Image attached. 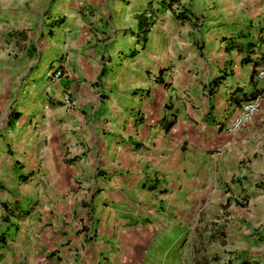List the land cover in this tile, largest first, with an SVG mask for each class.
Here are the masks:
<instances>
[{"label": "crops", "instance_id": "crops-1", "mask_svg": "<svg viewBox=\"0 0 264 264\" xmlns=\"http://www.w3.org/2000/svg\"><path fill=\"white\" fill-rule=\"evenodd\" d=\"M253 64L264 67V0H0V264H143L174 226L178 264L196 200L222 199L219 181L264 124L263 102L227 131L259 87ZM252 168L264 174V160ZM236 232L235 244L250 233ZM260 247L240 261L264 264Z\"/></svg>", "mask_w": 264, "mask_h": 264}, {"label": "rangeland", "instance_id": "rangeland-1", "mask_svg": "<svg viewBox=\"0 0 264 264\" xmlns=\"http://www.w3.org/2000/svg\"><path fill=\"white\" fill-rule=\"evenodd\" d=\"M92 1L94 0H82V3L88 4ZM153 8L147 6L145 14H154ZM254 129H256L258 137L250 143L248 150L244 151L241 157L237 159V164L233 169L228 168L231 176H225L224 180L219 181L222 199L212 202L208 207L203 204L205 196L201 198L203 195H197L201 199L196 200L195 208L196 211L200 210V213L195 217L196 221L193 226L190 222L187 225L194 229L195 244H184L185 247L178 252V264H237L241 257L247 256L248 259L252 257L251 252H249L251 248L261 246L260 249H264V185H262L264 184V174H259L258 177L255 172H252L254 169L252 165L264 160L262 157L264 152V124L256 125L252 128V130ZM242 172L245 175H241ZM256 182L263 186L262 189L260 188L261 191H257L259 187L255 184ZM179 198H182L181 192ZM112 207L117 212L124 209V206L120 205H112ZM205 210L209 211L207 217L202 212ZM118 213L115 218L124 219L122 213ZM239 229L250 233H243V243L235 244L233 240L238 241L239 233L236 231ZM179 232H183V229L179 230L174 226L161 241L157 240L156 244L150 245L145 251L147 259L143 264H177L173 259L175 260L176 257L178 243L174 245L173 242L178 239ZM224 235L226 239H223ZM250 238H253L251 240L253 244L250 243ZM262 252L260 251V253ZM254 257L255 260L253 261L260 264L262 259ZM111 259L110 264H116L117 253Z\"/></svg>", "mask_w": 264, "mask_h": 264}, {"label": "built area", "instance_id": "built-area-1", "mask_svg": "<svg viewBox=\"0 0 264 264\" xmlns=\"http://www.w3.org/2000/svg\"><path fill=\"white\" fill-rule=\"evenodd\" d=\"M60 75L61 70L58 66H56L48 73V77L50 80H56ZM255 77L258 81V89L252 96L240 103L236 112L232 115L227 124V131L232 137L239 134L242 130L253 123V121L255 120V116L259 112L264 102V67H261L256 71ZM63 101L67 106L70 105V99L67 93L64 94ZM220 152V146L213 148L214 155H219Z\"/></svg>", "mask_w": 264, "mask_h": 264}, {"label": "trees", "instance_id": "trees-1", "mask_svg": "<svg viewBox=\"0 0 264 264\" xmlns=\"http://www.w3.org/2000/svg\"><path fill=\"white\" fill-rule=\"evenodd\" d=\"M173 1L175 0H161V5L165 7H169ZM136 20H137V31L135 33L136 34L135 36L143 39L144 35H146V33L149 31L150 27L152 26L154 22L152 18V14L149 13L148 15H146L144 12L137 14ZM259 65L260 64H253L252 74L256 73V71L259 68L263 67ZM250 96H252V94L247 95L245 99L249 98ZM1 205L6 215H11L13 217H22L28 211L27 209L21 208L16 202L10 205L9 204L7 205L3 202ZM0 241H1L0 244H3L2 242L3 240L1 239ZM237 264H249V262L248 260H241Z\"/></svg>", "mask_w": 264, "mask_h": 264}]
</instances>
